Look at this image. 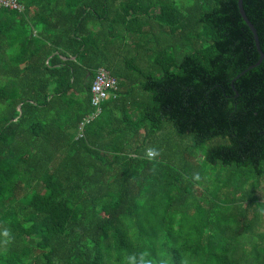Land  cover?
I'll return each mask as SVG.
<instances>
[{
  "label": "trees",
  "instance_id": "trees-1",
  "mask_svg": "<svg viewBox=\"0 0 264 264\" xmlns=\"http://www.w3.org/2000/svg\"><path fill=\"white\" fill-rule=\"evenodd\" d=\"M16 2L0 264H264V59L237 0ZM241 3L264 54V0ZM98 69L114 97L79 135Z\"/></svg>",
  "mask_w": 264,
  "mask_h": 264
},
{
  "label": "built area",
  "instance_id": "built-area-1",
  "mask_svg": "<svg viewBox=\"0 0 264 264\" xmlns=\"http://www.w3.org/2000/svg\"><path fill=\"white\" fill-rule=\"evenodd\" d=\"M15 9L16 11H21V6L16 2V0H0V8ZM116 90V80L111 77L105 70L98 69L95 72L94 79L92 80L90 86V104L93 107V111L86 116V118L80 122L78 126L79 135H81L83 126L95 118L100 112L101 103L107 100L109 97H114V91ZM151 157V154H148Z\"/></svg>",
  "mask_w": 264,
  "mask_h": 264
},
{
  "label": "water",
  "instance_id": "water-1",
  "mask_svg": "<svg viewBox=\"0 0 264 264\" xmlns=\"http://www.w3.org/2000/svg\"><path fill=\"white\" fill-rule=\"evenodd\" d=\"M241 1L242 0H237V2H236L237 10H238V13H239V16H240L241 20L244 22V24L246 25V27L248 28V30L250 31V33L252 35L254 46H255L257 54H258L257 62L254 65L250 66V68H252V67H256L257 65H259V63L264 59V54L261 52V50L259 48L258 39H257V35H256V32H255L254 28L248 22V20L246 19L245 15H244V12L242 10Z\"/></svg>",
  "mask_w": 264,
  "mask_h": 264
},
{
  "label": "rangeland",
  "instance_id": "rangeland-1",
  "mask_svg": "<svg viewBox=\"0 0 264 264\" xmlns=\"http://www.w3.org/2000/svg\"><path fill=\"white\" fill-rule=\"evenodd\" d=\"M205 148L206 146L203 147V150H205ZM261 189L264 191V181L262 182ZM261 203L264 204V200H261ZM263 218H264V214H263Z\"/></svg>",
  "mask_w": 264,
  "mask_h": 264
}]
</instances>
